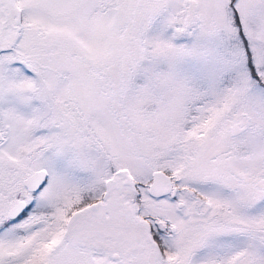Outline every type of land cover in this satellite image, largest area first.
I'll list each match as a JSON object with an SVG mask.
<instances>
[{
  "label": "snow or ice",
  "instance_id": "obj_1",
  "mask_svg": "<svg viewBox=\"0 0 264 264\" xmlns=\"http://www.w3.org/2000/svg\"><path fill=\"white\" fill-rule=\"evenodd\" d=\"M0 264H264V0H0Z\"/></svg>",
  "mask_w": 264,
  "mask_h": 264
}]
</instances>
